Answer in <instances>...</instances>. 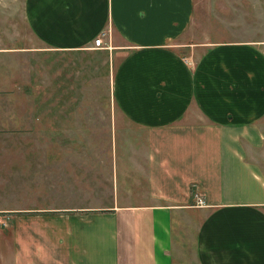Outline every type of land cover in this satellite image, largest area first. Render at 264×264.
I'll use <instances>...</instances> for the list:
<instances>
[{
  "label": "crops",
  "instance_id": "obj_1",
  "mask_svg": "<svg viewBox=\"0 0 264 264\" xmlns=\"http://www.w3.org/2000/svg\"><path fill=\"white\" fill-rule=\"evenodd\" d=\"M205 4L24 1L38 49L106 56L113 123L145 133V178L129 191L116 175L106 203L45 208L34 193L44 166L77 161V143L7 154L0 213L21 217L1 215L0 228L11 230L15 264H264V41L237 39L223 4L215 19ZM195 27L208 39H193ZM197 193L205 205L195 206Z\"/></svg>",
  "mask_w": 264,
  "mask_h": 264
},
{
  "label": "rangeland",
  "instance_id": "obj_2",
  "mask_svg": "<svg viewBox=\"0 0 264 264\" xmlns=\"http://www.w3.org/2000/svg\"><path fill=\"white\" fill-rule=\"evenodd\" d=\"M24 1L0 0L1 168L5 169V156L12 152L33 158L42 150L37 148L41 146L39 142L71 141L77 143L78 160L70 165L49 162L44 166V190L34 191L37 205L54 208L91 201L106 203L116 194L118 174L129 191L135 186L140 188L145 178L142 173L145 133L120 120L119 131L116 116L113 123L106 56L92 49L73 53L38 49L42 44L27 25ZM206 3L212 18L216 14L211 11L223 4L222 15L234 21L237 39L264 41L262 0H206ZM204 33L203 27L198 31L195 27L193 39H208ZM85 142L91 144L84 145ZM62 151H70L72 155L75 152ZM58 167L62 175H68L63 181L55 176ZM4 172L0 171V198L5 191ZM4 214L21 217L20 213H0ZM11 237L9 227L0 228V264H15L18 251L14 252Z\"/></svg>",
  "mask_w": 264,
  "mask_h": 264
},
{
  "label": "built area",
  "instance_id": "obj_3",
  "mask_svg": "<svg viewBox=\"0 0 264 264\" xmlns=\"http://www.w3.org/2000/svg\"><path fill=\"white\" fill-rule=\"evenodd\" d=\"M108 33H109L108 31H101L99 33V35L96 38H94L92 47L100 48V47L104 46L103 45V37L108 35ZM194 199H195V203H194L195 206L205 205V202H204L202 195L197 193V194H195ZM6 225H7L6 218L0 215V227H5Z\"/></svg>",
  "mask_w": 264,
  "mask_h": 264
}]
</instances>
